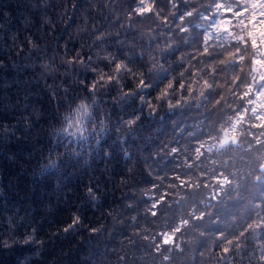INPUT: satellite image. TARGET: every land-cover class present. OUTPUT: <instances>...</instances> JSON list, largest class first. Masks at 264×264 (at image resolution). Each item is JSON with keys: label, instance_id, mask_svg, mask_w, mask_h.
Masks as SVG:
<instances>
[{"label": "trees", "instance_id": "obj_1", "mask_svg": "<svg viewBox=\"0 0 264 264\" xmlns=\"http://www.w3.org/2000/svg\"><path fill=\"white\" fill-rule=\"evenodd\" d=\"M142 1L0 0V264H264V143L188 167L208 122L155 99L206 0Z\"/></svg>", "mask_w": 264, "mask_h": 264}, {"label": "clouds", "instance_id": "obj_2", "mask_svg": "<svg viewBox=\"0 0 264 264\" xmlns=\"http://www.w3.org/2000/svg\"><path fill=\"white\" fill-rule=\"evenodd\" d=\"M243 2L244 0H206L207 12L200 14V20L195 25L197 33L193 35L190 25L180 28L181 33H188L183 40L186 44L190 43L191 47L177 56L181 65L179 72L171 76L155 95L157 102L166 100L169 108L192 105L198 110V117H202L199 122H208L209 127L204 129L206 134L195 141L193 159L188 161V167L200 161L205 151L211 153L213 148L226 149L229 145L239 144L241 137L245 136V126L250 123L246 117L256 114L257 97L264 103V76L253 68L258 49H252L240 35L244 29L237 7ZM195 11L193 9L185 13V16H191ZM183 19L181 17V22ZM125 67L124 61H117L114 65L115 73L106 75L101 72L98 79L88 86V92H94L101 81L109 83L116 79V74ZM140 76L136 88L149 87L143 73ZM173 95L179 97L175 104L169 98ZM149 103L154 108L158 107V104ZM87 104V98L81 97L75 100L73 107ZM261 113L264 115V110ZM128 123H135V120ZM180 127L182 129L184 126ZM247 134L252 135L250 129ZM259 136H264V132ZM259 136L256 137L258 141ZM194 211V208L189 210L190 214ZM199 215L202 217L203 213ZM79 220L77 216L76 221ZM182 226H188V221L184 220ZM180 227L174 228L172 235L180 231Z\"/></svg>", "mask_w": 264, "mask_h": 264}, {"label": "bare ground", "instance_id": "obj_3", "mask_svg": "<svg viewBox=\"0 0 264 264\" xmlns=\"http://www.w3.org/2000/svg\"><path fill=\"white\" fill-rule=\"evenodd\" d=\"M147 2L148 0H144L139 4L140 10H149ZM237 12L242 20L244 29L240 34L241 38L244 40L247 38L251 43L252 49H258V53L254 58L253 68L264 76V0H244L243 3L238 4ZM202 13L206 14V12ZM229 15L231 14L229 13ZM183 16L181 15V17ZM255 109L257 111L254 116L246 117V119L250 120V123H257L264 119V115L261 113V110H264V103L261 102L260 97H257ZM257 117H260V119L258 120ZM219 177L217 181L220 185L213 192V196H216L221 191V186L225 185L229 180L226 175H220Z\"/></svg>", "mask_w": 264, "mask_h": 264}, {"label": "rangeland", "instance_id": "obj_4", "mask_svg": "<svg viewBox=\"0 0 264 264\" xmlns=\"http://www.w3.org/2000/svg\"><path fill=\"white\" fill-rule=\"evenodd\" d=\"M151 2V0H148V2H147V7L149 8V9H151V7H152V3H150ZM251 133H252V135L251 136H249L248 134H247V132L245 131V136H248L249 138H252V140H254V142H259L260 140H261V136H259V134L261 133V132H258L257 131V134H253V132L251 131ZM257 136H259V141L256 139V137ZM248 146H249V144H247ZM176 149V148H175ZM222 174H224V173H219V172H217L216 173V175H215V178H214V180H215V182H217V180L220 178L219 176L220 175H222ZM184 178H180V182L181 183H183V180ZM220 184V183H219ZM165 235L167 236H169V234H167V233H165Z\"/></svg>", "mask_w": 264, "mask_h": 264}, {"label": "built area", "instance_id": "obj_5", "mask_svg": "<svg viewBox=\"0 0 264 264\" xmlns=\"http://www.w3.org/2000/svg\"><path fill=\"white\" fill-rule=\"evenodd\" d=\"M156 203H157V201H155L154 203H153V205H154V207H153V210H156ZM170 236V235H169ZM168 236V237H169ZM172 237V236H171Z\"/></svg>", "mask_w": 264, "mask_h": 264}, {"label": "water", "instance_id": "obj_6", "mask_svg": "<svg viewBox=\"0 0 264 264\" xmlns=\"http://www.w3.org/2000/svg\"><path fill=\"white\" fill-rule=\"evenodd\" d=\"M262 169L264 168V164H262V167H261Z\"/></svg>", "mask_w": 264, "mask_h": 264}]
</instances>
